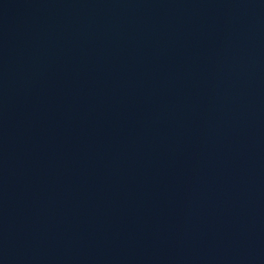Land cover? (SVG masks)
Listing matches in <instances>:
<instances>
[{
    "label": "water",
    "instance_id": "obj_1",
    "mask_svg": "<svg viewBox=\"0 0 264 264\" xmlns=\"http://www.w3.org/2000/svg\"><path fill=\"white\" fill-rule=\"evenodd\" d=\"M0 264H264V0H0Z\"/></svg>",
    "mask_w": 264,
    "mask_h": 264
}]
</instances>
